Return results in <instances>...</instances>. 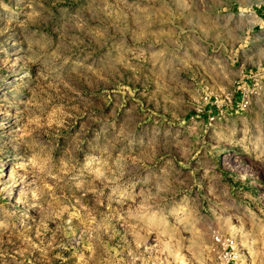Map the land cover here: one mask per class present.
Instances as JSON below:
<instances>
[{
    "label": "rangeland",
    "instance_id": "rangeland-1",
    "mask_svg": "<svg viewBox=\"0 0 264 264\" xmlns=\"http://www.w3.org/2000/svg\"><path fill=\"white\" fill-rule=\"evenodd\" d=\"M0 264H264V0H0Z\"/></svg>",
    "mask_w": 264,
    "mask_h": 264
}]
</instances>
